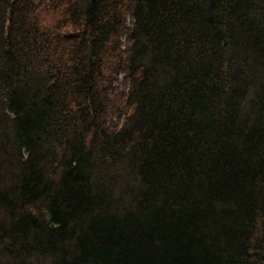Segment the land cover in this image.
I'll return each mask as SVG.
<instances>
[{"label":"trees","instance_id":"obj_1","mask_svg":"<svg viewBox=\"0 0 264 264\" xmlns=\"http://www.w3.org/2000/svg\"><path fill=\"white\" fill-rule=\"evenodd\" d=\"M0 264H264V0H0Z\"/></svg>","mask_w":264,"mask_h":264}]
</instances>
